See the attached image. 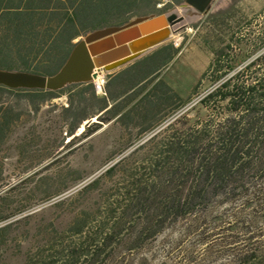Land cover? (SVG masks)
<instances>
[{"label": "rangeland", "instance_id": "1", "mask_svg": "<svg viewBox=\"0 0 264 264\" xmlns=\"http://www.w3.org/2000/svg\"><path fill=\"white\" fill-rule=\"evenodd\" d=\"M183 4L164 12L183 21L166 42L179 52L157 76L185 105L163 109L152 128L137 118L112 121L86 138L76 131L71 141L60 117L64 97L35 113L26 95L0 96V115L8 109L12 117L0 135V264H228L250 235L264 234V166L257 159L222 193L170 207L172 198L183 202L203 185L200 159L216 153L214 134L229 114L217 101L199 103L214 87L200 81L214 52L230 46L221 72L244 73V81L255 76L247 64L264 55V0H214L203 15ZM48 42H30L31 55H10L2 69L43 73ZM124 65L102 76L99 96ZM86 123L94 122L83 129ZM172 143L185 146L181 161L168 151ZM251 155L261 156L257 147Z\"/></svg>", "mask_w": 264, "mask_h": 264}, {"label": "trees", "instance_id": "2", "mask_svg": "<svg viewBox=\"0 0 264 264\" xmlns=\"http://www.w3.org/2000/svg\"><path fill=\"white\" fill-rule=\"evenodd\" d=\"M40 2L45 5L40 6ZM180 2L181 0H174L172 3H164L163 0H38L37 4L25 6L20 11L7 12L5 9L0 14V28L1 21H8L12 26L13 40L9 43L4 37L0 38V68H3L2 64L12 62L8 58L10 55L23 60L24 54L29 56L33 53L36 45L26 46V35L34 40L49 36L42 56L48 63L44 66L46 70L39 75L50 76L63 64L75 38L83 37L92 30L120 23V13L124 14L125 20L150 13L161 14ZM160 4L162 6L156 8ZM113 18L118 19L116 23H113ZM55 22L57 24L52 28L51 24ZM9 29L5 27L6 36L10 33ZM42 49L43 47H37V51ZM224 49L214 52L212 62L200 79H210L214 86L199 101L200 105L207 107L209 103L217 101L225 104L229 113L219 123L214 134L219 148L215 154L200 159L199 171L203 185L189 189L183 202L181 198H172L169 202L172 210L187 207L195 200H203L210 193H222L231 179L250 169L254 159L258 160V165L264 166V55L247 64L245 69H252L255 76L244 81V73L241 72L229 77L222 74L223 60L227 57ZM178 52L179 48L171 43H164L121 72L109 75L101 96L92 84L68 86L59 92L11 91L0 87V96L26 95L30 103H37L35 113L44 103L64 97L66 106L60 108V117L66 136L72 137L71 141L77 138L76 131L88 120H97L99 123H93V129L86 123L80 134L83 138L99 131L103 124L133 118L148 123L149 126L145 128L147 130L155 125L152 123L156 121H152L163 109L174 113L185 105L184 100L157 76L159 70L172 61ZM228 69L232 70L233 66ZM3 70L17 71L11 67ZM197 87H194L193 93ZM11 119L9 110L5 109L0 115V135L4 128L9 127ZM15 120L18 121L19 116ZM194 146L195 142L188 147ZM256 147L261 154L259 157L251 155ZM168 149L175 154L177 161L183 159V151L186 149L184 145L172 143ZM246 241L232 251L228 264H264V234H252Z\"/></svg>", "mask_w": 264, "mask_h": 264}, {"label": "water", "instance_id": "3", "mask_svg": "<svg viewBox=\"0 0 264 264\" xmlns=\"http://www.w3.org/2000/svg\"><path fill=\"white\" fill-rule=\"evenodd\" d=\"M213 1L184 0L183 7L191 15H203ZM182 21L183 17L175 12L151 14L88 32L73 43L66 60L53 75L0 69V87L37 92H59L73 85L96 87L98 77L168 42Z\"/></svg>", "mask_w": 264, "mask_h": 264}, {"label": "crops", "instance_id": "4", "mask_svg": "<svg viewBox=\"0 0 264 264\" xmlns=\"http://www.w3.org/2000/svg\"><path fill=\"white\" fill-rule=\"evenodd\" d=\"M61 1H63V0H61ZM163 2L164 3H166V1H164L163 0ZM38 3V0H34V2H32V3H29V0H2L1 1V5H0V14L2 13V12H5V9H6V11L7 12H16V11H20V10H22V9H24L25 8V6H28V5H34V4H37ZM41 3V2H40ZM43 5H45V3L43 2V3H41L40 4V6H42L43 7ZM52 6H54V5H50V7H52ZM162 6V4H160V5H157L156 6V8H160ZM151 14H155V13H150V14H147V15H139V16H133V17H130L129 19H127V20H125V16H124V14H122V13H120V23H118V24H111V25H107V26H104V27H102V28H105V27H109V26H119V25H123L124 23H126V22H128L130 19H133V18H136V17H141V16H148V15H151ZM1 17V16H0ZM112 20H114L113 21V23L115 22V21H117L118 19L117 18H113ZM116 23V22H115ZM1 28H0V31L2 32L1 34H0V38H3L4 37V40H6V41H8L9 43H11V41L13 40V36H12V34H11V28H12V26L10 25V24H8V21H6V20H3V21H1ZM57 23L55 22V23H52L51 24V26H52V28L56 25ZM9 25V26H8ZM45 26V25H44ZM5 27H9L10 29H9V32L10 33H8V35L6 36V33L4 32L5 31ZM102 28H99V29H102ZM26 29V31L28 30L27 28H25ZM95 30H98V29H95ZM92 31H94V30H92ZM91 32V31H90ZM4 33V34H3ZM45 37H49V36H44V37H39V38H45ZM80 38H82V37H78V38H75L73 41H72V45H73V43H75L77 40H79ZM25 39H26V46H28V44H29V41H30V39H32V38H30L28 35H26V37H25ZM32 41V43H33V41H34V39H32L31 40ZM34 45V44H33ZM69 54V53H68ZM146 55V54H145ZM145 55H143V56H141V57H139L138 59H136V60H133V61H130L128 64H126V65H124L123 67H121L120 68V70H118V71H116L115 73H119V72H121L124 68H126L127 66H130V65H132L134 62H136L137 60H139V59H141L142 57H144ZM68 56V55H67ZM67 58V57H66ZM66 60V59H65ZM64 60V61H65Z\"/></svg>", "mask_w": 264, "mask_h": 264}, {"label": "bare ground", "instance_id": "5", "mask_svg": "<svg viewBox=\"0 0 264 264\" xmlns=\"http://www.w3.org/2000/svg\"><path fill=\"white\" fill-rule=\"evenodd\" d=\"M103 84V79L102 77H98L96 80V87L99 88L101 87ZM93 122H95V120H93ZM83 131V126L78 130V133H81Z\"/></svg>", "mask_w": 264, "mask_h": 264}, {"label": "built area", "instance_id": "6", "mask_svg": "<svg viewBox=\"0 0 264 264\" xmlns=\"http://www.w3.org/2000/svg\"><path fill=\"white\" fill-rule=\"evenodd\" d=\"M97 90H98L99 92H101V87L97 88Z\"/></svg>", "mask_w": 264, "mask_h": 264}]
</instances>
